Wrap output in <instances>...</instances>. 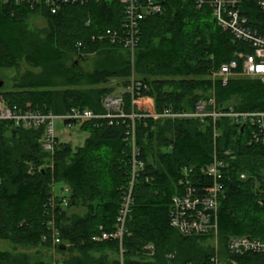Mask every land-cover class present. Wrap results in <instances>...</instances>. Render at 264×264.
Segmentation results:
<instances>
[{"label": "trees", "instance_id": "16d2710c", "mask_svg": "<svg viewBox=\"0 0 264 264\" xmlns=\"http://www.w3.org/2000/svg\"><path fill=\"white\" fill-rule=\"evenodd\" d=\"M160 1L162 11L141 22L134 61L122 46L93 39L107 28L122 27L125 7L120 0L68 4L55 14L44 7L0 4V69L15 71L12 88L1 86L0 94L24 108L103 111L105 94L127 87L134 77L145 88L140 95L125 93L127 112L192 111L213 88L219 105L264 110L260 80L237 77L222 86L209 78L244 46L217 24L209 4ZM241 3L256 27L257 0ZM38 19L45 24L36 25ZM83 61L92 68H84ZM130 122H83L78 129L88 134L84 143L74 147L60 141L51 154L42 148L41 129L0 121V264H52L53 247L43 236L53 196L61 264H211L214 234H181L170 224V209L173 196L183 192L184 167L201 191L212 184L202 167L215 154L226 162L218 211L220 252L226 253L233 234L264 237V144H248L246 130L229 118L217 120L221 133L214 139L211 118L145 116L135 121L145 167L134 186L127 233L122 242L95 240L116 227L130 178L131 146L125 140ZM62 185L68 186L67 194H61ZM248 258L259 260V255Z\"/></svg>", "mask_w": 264, "mask_h": 264}, {"label": "built area", "instance_id": "2783aa9c", "mask_svg": "<svg viewBox=\"0 0 264 264\" xmlns=\"http://www.w3.org/2000/svg\"><path fill=\"white\" fill-rule=\"evenodd\" d=\"M101 0H0L2 5H24L32 9L44 7L51 13H58L62 6L75 3H87ZM125 7L122 27L107 28L103 32L94 35L93 39L108 40L112 44L120 45L130 51L134 61L135 50L141 38V22L148 16L162 11L160 0H120ZM242 0H196L198 7L208 3L212 8L213 16L217 24L227 30L235 40L244 46L237 49L234 57L223 62L218 68L213 69L209 78L213 83L226 86L232 79L246 77L258 79L264 84V0H257L259 12L254 16L256 27L251 26V17L244 13ZM80 45V44H79ZM117 82V79H114ZM145 88L141 81L132 77L131 84L127 87L117 86L113 92L105 94L102 99L103 111H95L90 107L73 106L65 113H55L52 110H38L24 108L17 104H9L3 94H0V121H9L14 127L23 129H41L40 142L45 151L54 153L61 135L67 130L79 127L83 122L94 121L97 125L107 122L108 125L118 124L120 120L130 119L125 132V140L131 146L130 178L127 187L123 191V202L119 209L116 227L112 232L103 231L101 235L94 236L95 240L118 238L122 242L127 233V219L133 204V190L145 162L140 158V148L136 143V119L145 116L162 118L196 117L204 122L207 118L213 120L214 139L220 136L217 120L229 118L233 123L245 125L242 131L248 134V144H264V110H238L232 104H218L215 88L208 98H203L196 103L192 111L176 112L172 108H165L161 112L148 111L140 113L133 110L126 111L124 95L131 92L140 95ZM134 99V98H133ZM135 99L133 100V104ZM60 121L63 127L58 128L56 122ZM229 154V151L225 152ZM226 162L215 154L213 162L202 167V172L211 177L212 184L203 191L191 181L192 174L188 167L183 168L180 184L183 187L181 194L172 198L170 209V224L183 235L214 234L218 236L219 222L218 211L220 194L223 190V172ZM33 166L31 165L30 172ZM245 177V173L241 174ZM61 194H67L69 188L62 185ZM56 198H50L47 222V233L44 241L52 244V264H61L56 253V246L62 244L60 230L56 224L55 204ZM63 204L68 199L64 197ZM58 204V203H57ZM146 248L151 254L154 246L149 244ZM251 254L259 255V260L248 258ZM173 257V255H171ZM242 257V259H239ZM264 264V237H252L246 234H233L228 238L226 253L222 254L216 245L215 253L210 258L211 264ZM191 264V263H189Z\"/></svg>", "mask_w": 264, "mask_h": 264}, {"label": "rangeland", "instance_id": "374dc122", "mask_svg": "<svg viewBox=\"0 0 264 264\" xmlns=\"http://www.w3.org/2000/svg\"><path fill=\"white\" fill-rule=\"evenodd\" d=\"M34 23L38 26H43L45 24V22L41 19L40 20L39 19L34 20ZM81 65L86 69L89 67L92 68L91 64L89 65V62L87 63L86 61H83L81 63ZM14 72L15 71L13 69H0V80L3 81L2 86L4 87V89L12 88V84H13L12 76H13ZM34 72L38 73L39 70L34 69ZM119 80L120 79H118V82H119ZM114 83H115L114 80H112V84H114ZM100 86H102V85L100 84ZM56 126L58 128H60V127H63V124H62V122L57 121ZM87 136H88V134L86 132H82L77 127H75L71 130H67L65 132V134H62L61 139L63 141H66V142H70L75 147L77 145H82L84 143L85 139L87 138ZM57 189H60V186L57 185ZM74 210L81 211L82 209L81 208H74ZM211 242L213 245H215V248H216V245L219 246L218 236L214 235Z\"/></svg>", "mask_w": 264, "mask_h": 264}, {"label": "water", "instance_id": "95a60500", "mask_svg": "<svg viewBox=\"0 0 264 264\" xmlns=\"http://www.w3.org/2000/svg\"><path fill=\"white\" fill-rule=\"evenodd\" d=\"M3 85V81H0V87ZM244 127H245V125H243L242 127H241V130H243L244 129ZM75 201H72V203H74ZM71 203V204H72ZM60 209H61V207H59ZM60 248H63V249H65L66 248V245H64L63 247L62 246H60Z\"/></svg>", "mask_w": 264, "mask_h": 264}]
</instances>
